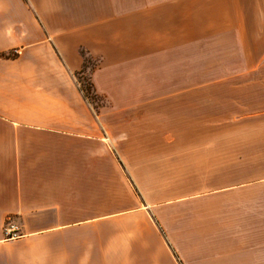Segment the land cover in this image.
<instances>
[{
    "label": "crops",
    "instance_id": "obj_1",
    "mask_svg": "<svg viewBox=\"0 0 264 264\" xmlns=\"http://www.w3.org/2000/svg\"><path fill=\"white\" fill-rule=\"evenodd\" d=\"M0 264H264V0H0Z\"/></svg>",
    "mask_w": 264,
    "mask_h": 264
},
{
    "label": "rangeland",
    "instance_id": "obj_2",
    "mask_svg": "<svg viewBox=\"0 0 264 264\" xmlns=\"http://www.w3.org/2000/svg\"><path fill=\"white\" fill-rule=\"evenodd\" d=\"M95 64L94 60L88 59V61L84 64L83 67V74H76L74 75V80L76 84L78 85V88L81 90L82 94L85 95V101L92 112H98L102 106H106V101L102 97H95L91 93V90H87L90 85L88 74H89V69Z\"/></svg>",
    "mask_w": 264,
    "mask_h": 264
},
{
    "label": "built area",
    "instance_id": "obj_3",
    "mask_svg": "<svg viewBox=\"0 0 264 264\" xmlns=\"http://www.w3.org/2000/svg\"><path fill=\"white\" fill-rule=\"evenodd\" d=\"M15 227L14 226H8L6 229H5V234L8 236V237H14L15 236Z\"/></svg>",
    "mask_w": 264,
    "mask_h": 264
},
{
    "label": "trees",
    "instance_id": "obj_4",
    "mask_svg": "<svg viewBox=\"0 0 264 264\" xmlns=\"http://www.w3.org/2000/svg\"><path fill=\"white\" fill-rule=\"evenodd\" d=\"M81 74H82V73H81ZM89 87H90V86H89ZM87 90H89V91H90L91 89H90V88H88ZM80 91H81V90H80ZM83 97L85 98V95H83Z\"/></svg>",
    "mask_w": 264,
    "mask_h": 264
}]
</instances>
